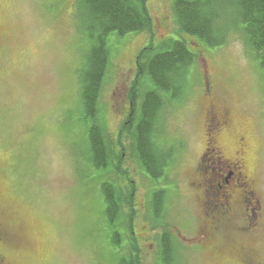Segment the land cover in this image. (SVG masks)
<instances>
[{"label":"rangeland","instance_id":"rangeland-1","mask_svg":"<svg viewBox=\"0 0 264 264\" xmlns=\"http://www.w3.org/2000/svg\"><path fill=\"white\" fill-rule=\"evenodd\" d=\"M148 2L155 44L175 38V0ZM76 3L0 0V253L7 264H116L124 254L112 245L104 216L100 183L106 178L86 162L76 73L88 43L79 30ZM150 37L146 32L109 36L98 117L109 136L118 134L129 112L136 58ZM192 50L198 57L184 99L163 118L164 140L176 148L167 179L154 183L126 143L143 264H161L163 229L153 227L151 207L156 187L169 191L162 216L174 237L175 264H240L234 250L217 254L198 248L205 224L220 226L216 236L228 242L255 245L257 260L264 263L263 72L239 33L224 46L194 44ZM212 106L231 120L219 138L228 156L235 155L237 138L246 137L245 162L256 189L251 200L260 202L255 212L245 198L230 212L218 202L223 190L218 185L224 186L231 169L218 170L212 153L206 154Z\"/></svg>","mask_w":264,"mask_h":264},{"label":"trees","instance_id":"trees-1","mask_svg":"<svg viewBox=\"0 0 264 264\" xmlns=\"http://www.w3.org/2000/svg\"><path fill=\"white\" fill-rule=\"evenodd\" d=\"M173 11L176 37L155 44V22L148 0H77L75 6L79 30L88 43L83 65L76 73L86 162L106 178L100 190L109 237L115 248L124 250L116 264H143L133 227L137 216L136 186L125 167L126 143L131 156L154 183L167 179L176 160V148L164 140L163 118L184 99L198 57L192 50L194 44L216 48L239 33L264 76V0H175ZM142 32L148 33L151 40L136 58L135 78L128 92L129 112L118 134L109 136L98 119L110 60L108 39L112 33L123 37ZM187 36L195 38L194 42L190 43ZM168 192L156 187L151 196L153 227L163 229L159 238L161 264L177 261L174 237L162 216ZM123 238L127 240L124 246Z\"/></svg>","mask_w":264,"mask_h":264},{"label":"flooded vegetation","instance_id":"flooded-vegetation-1","mask_svg":"<svg viewBox=\"0 0 264 264\" xmlns=\"http://www.w3.org/2000/svg\"><path fill=\"white\" fill-rule=\"evenodd\" d=\"M205 127L207 140L206 154L212 153L213 162L217 164L218 170L224 172L225 168L231 169L228 175L223 177L224 186L218 185L219 189H223L218 197V202L222 205L221 207L224 210L230 212L240 199L245 198L249 201L251 210L255 212L256 209L260 207V202L257 201L253 204L251 200V198L256 197V189L245 162L249 154V145L246 141V137L240 136L237 138L238 149L235 155L231 157L227 155L219 141L222 133L224 134L231 127V120L228 118V115L220 110H216V108L212 106L207 116ZM215 182L216 179L214 178L213 185ZM238 228L248 229V227H235V229ZM204 229V234L206 235L202 240L198 239L196 242L198 248H208L217 254L227 250H234L231 254L240 264H264L262 261L257 260L255 245L248 244L246 246L243 243H232L228 242L227 238L216 236L222 231L220 226L205 224ZM228 245L231 246L227 247ZM0 264H7V259L2 253H0Z\"/></svg>","mask_w":264,"mask_h":264}]
</instances>
